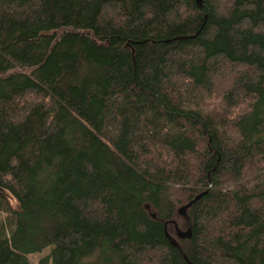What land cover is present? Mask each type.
<instances>
[{"label": "trees", "instance_id": "16d2710c", "mask_svg": "<svg viewBox=\"0 0 264 264\" xmlns=\"http://www.w3.org/2000/svg\"><path fill=\"white\" fill-rule=\"evenodd\" d=\"M201 1L0 0V264H264V0Z\"/></svg>", "mask_w": 264, "mask_h": 264}, {"label": "water", "instance_id": "95a60500", "mask_svg": "<svg viewBox=\"0 0 264 264\" xmlns=\"http://www.w3.org/2000/svg\"><path fill=\"white\" fill-rule=\"evenodd\" d=\"M198 2L199 5H203V2L201 0H196ZM210 182V181H209ZM211 187V185H209L203 192H201L200 194H198L197 196H195L192 200H190L188 203H186L185 205L181 206V208L179 209V213L181 215H183L185 217L186 223H187V228L184 231H181L178 227L177 224L174 220H172L171 222L175 225V229L176 232L178 234L179 237H189L191 235V221L189 219V216L186 213V209L188 206H190L193 202H195L196 200H198L200 197H202L204 194L207 193V191L209 190V188ZM164 227H166V223L164 224ZM165 229V236L168 238L169 242L178 247L179 248V244L177 243L176 239L171 236L166 228ZM180 249V248H179Z\"/></svg>", "mask_w": 264, "mask_h": 264}, {"label": "rangeland", "instance_id": "374dc122", "mask_svg": "<svg viewBox=\"0 0 264 264\" xmlns=\"http://www.w3.org/2000/svg\"><path fill=\"white\" fill-rule=\"evenodd\" d=\"M219 82L221 81V80H218ZM208 103V105H210V107H212V104H216V96H214V98L213 99H210V100H207L206 101V104ZM249 177L250 176H246V178L245 179H249ZM175 188H177V187H175ZM10 198V200H11V203L13 204L14 203V200L11 198V197H9ZM177 198V203L179 204V203H181L179 200H178V197H176ZM181 208V207H180ZM179 208V209H180ZM179 209H178V211H179ZM180 214V213H179ZM48 253V250H46V251H43V252H41V253H33V254H31L30 256H29V260L31 261V263L32 264H36L37 262H38V260H39V258L40 257H42V256H44V255H46Z\"/></svg>", "mask_w": 264, "mask_h": 264}]
</instances>
